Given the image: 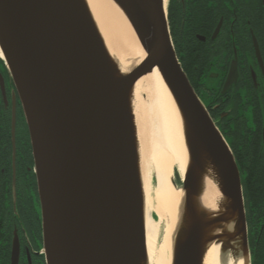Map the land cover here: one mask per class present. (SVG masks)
<instances>
[{"label":"water","instance_id":"95a60500","mask_svg":"<svg viewBox=\"0 0 264 264\" xmlns=\"http://www.w3.org/2000/svg\"><path fill=\"white\" fill-rule=\"evenodd\" d=\"M116 1L147 55L127 74L115 71L84 0H0V57L29 128L47 264H148L131 92L156 67L193 136L173 264H202L209 229L231 211L236 231L223 237L251 264L240 169L178 59L168 3ZM204 156L230 200L220 216L206 218L192 202Z\"/></svg>","mask_w":264,"mask_h":264},{"label":"flooded vegetation","instance_id":"af4514ba","mask_svg":"<svg viewBox=\"0 0 264 264\" xmlns=\"http://www.w3.org/2000/svg\"><path fill=\"white\" fill-rule=\"evenodd\" d=\"M173 1L180 11L172 14ZM168 22L182 68L240 169L250 263L264 264V0H169ZM43 248L29 128L0 57V264H47Z\"/></svg>","mask_w":264,"mask_h":264},{"label":"bare ground","instance_id":"6f19581e","mask_svg":"<svg viewBox=\"0 0 264 264\" xmlns=\"http://www.w3.org/2000/svg\"><path fill=\"white\" fill-rule=\"evenodd\" d=\"M84 2L108 55L115 62V71L129 73L147 55L124 9L116 0ZM131 101L140 154L148 264H173L185 199V192L173 180L176 174L183 179L191 165L189 144L193 136L157 67L134 84ZM215 173L212 163L204 156L197 169V192L192 202L206 218L207 214L220 216L230 206ZM153 212L158 219H154ZM228 216L230 222L209 229L207 235L214 239L205 245L202 264H247L238 241L223 237L236 231L232 222L235 215L231 211Z\"/></svg>","mask_w":264,"mask_h":264},{"label":"rangeland","instance_id":"374dc122","mask_svg":"<svg viewBox=\"0 0 264 264\" xmlns=\"http://www.w3.org/2000/svg\"><path fill=\"white\" fill-rule=\"evenodd\" d=\"M168 1H169V0H167V3H168ZM167 9H168V8H167ZM175 182H176V184H177L179 187L182 188V182H181V179H180V177H179L178 174H176ZM152 216L154 217V219H158V216H157V214H156L155 212H153ZM161 232H162V231H161ZM161 235H162V234H161Z\"/></svg>","mask_w":264,"mask_h":264},{"label":"trees","instance_id":"16d2710c","mask_svg":"<svg viewBox=\"0 0 264 264\" xmlns=\"http://www.w3.org/2000/svg\"><path fill=\"white\" fill-rule=\"evenodd\" d=\"M179 6L180 5H178V2L177 1H173V2H171L170 3V8H171V10H172V14H173V10L175 9V10H178V11H180V8H179ZM182 13V12H181ZM170 12H169V17H170ZM198 59H199V57H197Z\"/></svg>","mask_w":264,"mask_h":264},{"label":"snow or ice","instance_id":"6c2138e0","mask_svg":"<svg viewBox=\"0 0 264 264\" xmlns=\"http://www.w3.org/2000/svg\"><path fill=\"white\" fill-rule=\"evenodd\" d=\"M165 2H167V0H165Z\"/></svg>","mask_w":264,"mask_h":264}]
</instances>
